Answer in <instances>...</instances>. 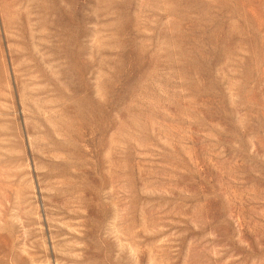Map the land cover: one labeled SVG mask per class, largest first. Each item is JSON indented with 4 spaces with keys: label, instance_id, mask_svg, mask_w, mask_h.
Instances as JSON below:
<instances>
[{
    "label": "rangeland",
    "instance_id": "1",
    "mask_svg": "<svg viewBox=\"0 0 264 264\" xmlns=\"http://www.w3.org/2000/svg\"><path fill=\"white\" fill-rule=\"evenodd\" d=\"M0 264H264V0H0Z\"/></svg>",
    "mask_w": 264,
    "mask_h": 264
}]
</instances>
